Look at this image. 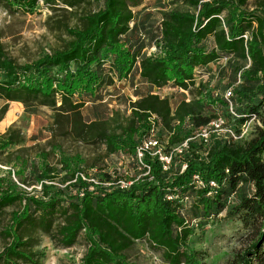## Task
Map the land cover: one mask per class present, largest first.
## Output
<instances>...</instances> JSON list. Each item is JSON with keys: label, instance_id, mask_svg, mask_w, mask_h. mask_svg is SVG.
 <instances>
[{"label": "trees", "instance_id": "trees-1", "mask_svg": "<svg viewBox=\"0 0 264 264\" xmlns=\"http://www.w3.org/2000/svg\"><path fill=\"white\" fill-rule=\"evenodd\" d=\"M0 1L29 13L40 5V0ZM95 1H104L103 9L87 15L82 29L67 31L72 41L65 50L18 66L0 43V100L24 104L31 114L41 105L50 106L55 123L68 125L86 145L107 146L111 155L129 154L147 166L144 171L149 174L132 179V185L123 190L116 185L121 180L108 173H103L99 185L89 182L79 171L80 158L63 159V180L69 185L51 198L46 185V196L38 198L11 178H0V218L9 207H22L12 213L2 233L11 242L0 252V264H42L27 249L22 233L37 228L50 235L59 215L64 218L58 231L63 246L74 247L85 233L89 248L82 264H129L125 253L142 240L162 250L169 264H195L187 243L195 227L184 206L190 200L200 221L226 212L227 218L241 220L253 230L249 244L231 264H264V0L251 11L246 9L249 0H183L188 8L170 11L158 26L148 15L133 12L131 6L136 8L140 0ZM148 37L159 54L144 52ZM211 38L215 48L208 44ZM110 55L111 73L118 80L139 73L151 87L132 104L133 119L121 135L107 129L108 105L97 104L102 100L97 92L104 85L103 61ZM231 57L232 97L230 101L221 97L218 109L227 111L230 126L239 134L248 122L255 119L258 124L249 140L212 135L204 142L198 134L219 119L218 114L209 116L205 105L196 101L183 100L173 108L168 98L152 91L169 86L187 91L198 85L197 79L206 75L210 64ZM55 69L58 75L52 77ZM199 87L203 89V83ZM89 100L102 113V121L84 123L81 111ZM7 110L8 105L0 110V124ZM153 131L167 134L170 150L181 147V152H171L169 171L149 152L144 153L143 163L138 159L139 147ZM0 139L2 152L22 142L21 133L13 128ZM52 173L48 168L38 181H54ZM195 176L204 187L196 184Z\"/></svg>", "mask_w": 264, "mask_h": 264}, {"label": "rangeland", "instance_id": "rangeland-1", "mask_svg": "<svg viewBox=\"0 0 264 264\" xmlns=\"http://www.w3.org/2000/svg\"><path fill=\"white\" fill-rule=\"evenodd\" d=\"M261 1L263 0H249L246 9L249 11L256 9ZM70 3L74 5L71 6ZM103 7L104 1L54 0L50 3L49 0H40L37 11L29 13L16 6H10L6 1H0V43L18 66L32 64L46 54L53 55L54 52L67 49L72 41L67 31L74 28L82 29L86 16L98 12ZM187 8L183 0H140L136 8L131 6L134 13L148 15L157 26L170 11H185ZM254 26L257 27V24L255 23ZM149 41L150 37L146 39V43ZM208 44L216 47L214 38L209 39ZM147 46L144 52L149 55L159 54L160 50L154 43L150 41ZM233 58H223L220 62L210 64L206 75L197 79L198 85L187 91L169 86L163 89L154 88L152 92L168 98L173 108L183 100L201 103L205 105L204 110L209 116L218 114L220 117L217 120H224V124L216 132L218 135L228 137L229 131H232L241 140H249L258 121L254 119L248 122L241 127L242 131L239 134L235 127L230 126L227 111L218 109L217 106V101L221 97H226L227 92L231 91L233 76L228 68V61ZM111 61V55L104 58L102 76L104 85L97 92V96L102 100L97 104L108 105L105 120L107 129L111 134L121 135L123 128L133 119L132 104L137 102L142 94L151 91V87L140 78L139 73L128 80H118L111 73ZM249 65L250 62L247 63V66ZM56 75H58L57 69L51 71L52 77ZM200 83H203V89L199 87ZM202 91L204 95L200 94ZM57 98L60 106L61 98L60 96ZM18 104L17 102L5 104L8 105V110L0 124V135H6L9 128H13L21 133L22 142L8 147L4 152L0 150V178L7 181L11 178L30 195L42 198L48 193L47 198H51L58 189L63 190L69 185L63 180L66 176L65 167L61 164L63 159L74 161L80 158L78 164L82 176H87L89 182L98 185L101 183L103 173H108L113 179L128 182L147 175L145 168L131 155L124 152L111 155L107 151V146L86 145L68 125L56 124V114L50 106L41 105L37 112L31 114L26 112L24 104L22 106ZM1 105L3 102H0ZM94 107L93 102L87 101V105L81 111L84 123L103 120L102 113H97ZM156 139L166 153H171L175 149V147L169 149L167 134L157 133ZM26 161L28 166L24 165ZM48 168L53 170L54 181L46 179L42 180L44 182L38 181V177ZM44 185L49 188L47 193H44ZM75 192L73 189L72 195H75ZM192 203L193 200L184 202V206L188 210L189 221L192 220L195 227L187 241L188 252L194 255L195 264H231L236 254L249 244L253 230L247 228L241 220L227 218L226 212L221 213L214 220L200 221L196 218L197 212L192 208ZM21 210L20 205L9 207L0 218V252L4 251L11 242V239L7 240L2 233L10 225L12 213ZM63 223L64 218L59 215L55 218L53 232L50 235L37 228H26L22 233L23 240L28 242L27 249L36 255L40 263L82 264V259L89 248L85 233L81 234L74 247L67 248L58 238L59 227ZM134 244L125 253L129 264H169L163 258V251L156 250L145 240ZM19 264L23 263L19 262Z\"/></svg>", "mask_w": 264, "mask_h": 264}, {"label": "built area", "instance_id": "built-area-1", "mask_svg": "<svg viewBox=\"0 0 264 264\" xmlns=\"http://www.w3.org/2000/svg\"><path fill=\"white\" fill-rule=\"evenodd\" d=\"M232 97V93L231 91H228L227 92V95H226V98L227 100L230 101ZM224 124V120H215L213 122H211L208 126H206L205 128L201 129L198 136L200 138H202L204 140V142H208V140L210 139V137L212 135H217V136H220L218 135L216 132L218 131V129L221 128V126ZM215 129V130H214ZM214 130V131H212ZM155 131H153V135L150 139H148L147 141L143 142V146L142 147H139L138 149V159L139 157L141 161L142 158H143V155L145 152H149L151 153V155L153 157H158L159 161L162 162L163 164V167H164V171H169V169L171 168L172 166V158H173V153H166L164 150H162V146L161 144H159V141L156 139V135L154 134ZM213 132V133H212ZM230 133V136L235 140V141H238L240 140L239 137H237L232 131H229ZM187 143H185L184 147H187ZM176 151L178 152H181V147L178 148ZM141 163H143L141 161ZM143 166V165H142ZM144 168L147 167V166H143ZM149 169V167H148ZM149 174V171H147V175ZM194 180L196 182L197 185H199L200 187H204V183L202 182L201 178L199 176H195L194 177ZM107 185L111 186L113 185V183H107ZM116 185H118L121 189H127L129 188L131 185H132V181L131 182H128V181H120L118 182ZM211 187H214L216 188V184L215 183H211ZM168 200H172L171 197H168Z\"/></svg>", "mask_w": 264, "mask_h": 264}, {"label": "crops", "instance_id": "crops-1", "mask_svg": "<svg viewBox=\"0 0 264 264\" xmlns=\"http://www.w3.org/2000/svg\"><path fill=\"white\" fill-rule=\"evenodd\" d=\"M0 102H3V105L0 106V109H1L3 106H5L6 103H8L7 101L5 102V101H3V100H0ZM17 103H18V102H17ZM18 105H19V106H22L21 103H19ZM16 109H19V107H16Z\"/></svg>", "mask_w": 264, "mask_h": 264}]
</instances>
